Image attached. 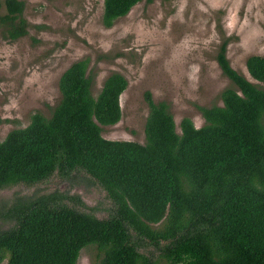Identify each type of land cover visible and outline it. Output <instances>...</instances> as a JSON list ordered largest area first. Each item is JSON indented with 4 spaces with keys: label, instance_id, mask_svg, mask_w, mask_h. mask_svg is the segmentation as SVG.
Instances as JSON below:
<instances>
[{
    "label": "trees",
    "instance_id": "trees-1",
    "mask_svg": "<svg viewBox=\"0 0 264 264\" xmlns=\"http://www.w3.org/2000/svg\"><path fill=\"white\" fill-rule=\"evenodd\" d=\"M139 1L104 0L103 25ZM3 3L0 28L15 41L28 33L24 1ZM228 44L216 54L232 83L222 105L197 106L204 124L184 117L178 132L167 102L146 91L143 144L102 135L121 120L127 79L111 73L94 96L89 59L73 62L50 116L36 112L0 141V189L83 171L111 212L98 218L56 192L17 198L2 215L0 264H77L92 245L94 264H264V56L247 58L252 80L231 65Z\"/></svg>",
    "mask_w": 264,
    "mask_h": 264
},
{
    "label": "rangeland",
    "instance_id": "rangeland-1",
    "mask_svg": "<svg viewBox=\"0 0 264 264\" xmlns=\"http://www.w3.org/2000/svg\"><path fill=\"white\" fill-rule=\"evenodd\" d=\"M22 1L28 33L10 41L0 28V141L27 126L36 112L50 116L61 97L62 73L84 58L94 96L111 73L128 81L120 96L121 120L102 126V135L143 144L146 91L155 102H167L178 132L184 117L201 127L197 106L222 105V91L232 86L216 59L222 38H229L231 65L250 79L247 58L264 56V0H140L111 27L102 22L104 0ZM53 192L98 218L111 212L105 190L87 173H55L35 185L0 189V229L9 226L2 215L17 198ZM96 254L94 245L83 248L77 264H94Z\"/></svg>",
    "mask_w": 264,
    "mask_h": 264
},
{
    "label": "flooded vegetation",
    "instance_id": "flooded-vegetation-1",
    "mask_svg": "<svg viewBox=\"0 0 264 264\" xmlns=\"http://www.w3.org/2000/svg\"><path fill=\"white\" fill-rule=\"evenodd\" d=\"M5 1V0H4Z\"/></svg>",
    "mask_w": 264,
    "mask_h": 264
}]
</instances>
